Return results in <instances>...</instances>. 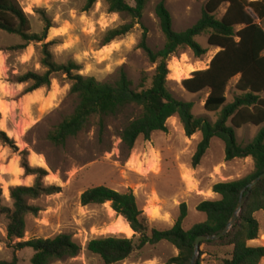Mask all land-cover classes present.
Here are the masks:
<instances>
[{"label":"rangeland","instance_id":"1","mask_svg":"<svg viewBox=\"0 0 264 264\" xmlns=\"http://www.w3.org/2000/svg\"><path fill=\"white\" fill-rule=\"evenodd\" d=\"M18 1L29 16L32 33L43 32L44 15L52 21L53 28L46 43L53 42L51 52L56 63L76 62L82 67V75L109 84H115L124 71L134 89L141 90L143 84L150 87L156 71V65L141 48L144 32H147V44L153 51L162 50L166 42L155 14L157 4L165 1L173 17L174 30L183 32L200 20L209 0H151L131 33L107 46H104L106 34L131 23L132 19L125 14L111 13L103 0L88 12L84 11L86 0ZM126 1L135 5L134 0ZM227 8L225 4L218 10V19H222ZM247 11L257 20L251 8ZM208 38V33L197 38V42L208 50L202 58L186 49L169 60L168 89L177 100L193 103L196 118L216 123L218 113L204 109L209 91L194 95L182 86V81L194 72L208 69L219 52L208 44ZM23 44L20 37L0 31V129L15 142L14 146L0 142V188L3 205L13 208L11 188L35 184L37 176L27 175L22 167L24 159L32 169L40 168L48 173L44 178L45 186L59 188L56 194L29 200L38 213L27 216L24 241L68 234L83 250L76 258L51 264H104L99 256L87 250L90 241L135 235L120 229L127 222L114 212L111 203L83 206L81 196L89 189L105 186L121 193L132 191L151 228L157 230L171 229L180 216V206L186 203L188 216L183 229L189 231L207 219L197 206L203 201L219 199L212 190L215 184L243 179L255 172L252 158L227 162L225 144L216 138L201 164L193 168V157L202 134L187 137L178 117L169 119L166 133L156 132L150 140L140 138L131 152L126 150L120 134L142 114V109L136 106L125 109L116 117L106 118L103 128L100 119L94 118L88 129L69 139L65 146L54 145L48 135L72 115L78 99L70 94L72 84L61 74L53 78L49 88L26 94L30 85L14 80L28 72L43 74L45 70L41 65L43 43H31L24 50L13 49ZM175 67L181 71L180 81L175 80L178 78ZM239 79V76L234 78L228 85L227 104L234 102L239 95L236 89ZM263 129L264 125L243 127L236 133L238 143L250 144ZM18 168L23 170L20 181L12 173ZM150 208L158 209L160 218H152L148 212ZM255 216L263 234L264 212ZM7 226L6 217L0 216V262L31 264L34 251H15L14 244L7 237ZM256 243L264 246V239L260 237ZM201 250L204 252L200 257L201 264H224L220 247L203 246ZM177 254L174 246L163 242L146 246L120 264H168ZM260 264H264V259Z\"/></svg>","mask_w":264,"mask_h":264},{"label":"trees","instance_id":"2","mask_svg":"<svg viewBox=\"0 0 264 264\" xmlns=\"http://www.w3.org/2000/svg\"><path fill=\"white\" fill-rule=\"evenodd\" d=\"M99 1L86 0L84 11H90ZM103 1L111 13L125 14L132 19L131 23L106 34L104 46H107L131 33L136 22L143 18L151 0H134V6L126 0ZM225 4L228 5L226 13L222 19H218L216 14ZM247 8L253 10L257 20L249 14ZM155 14L166 42L162 50L153 51L147 44V32H144L141 48L156 65V71L150 87L143 84L141 90H136L124 71L115 84H109L82 75V67L76 62L56 63L51 52L53 42L46 43L49 31L53 28L52 21L44 15L43 32L32 33L29 16L19 1L0 0V31L18 36L24 42L13 49L24 50L31 43H43L41 65L44 73L28 72L14 81L29 84L25 93L30 94L44 87L49 88L53 78L61 74L72 84L70 94L78 99L72 115L66 117L48 135V140L54 145L65 146L69 139L88 129L94 118L100 119L99 124L103 128L106 118L116 117L125 109L136 106L142 109V114L131 121L120 134L123 147L130 152L140 138L150 140L156 132L166 133L169 119L178 117L187 137L202 134V140L193 157V168L201 164L215 138L225 144L227 162L247 158L254 161L255 172L252 175L236 181L219 182L213 186V193L218 195L219 199L203 201L197 206V210L204 213L207 219L189 231L183 229L188 216L186 203L180 206V216L171 229L157 230L151 228L149 219L139 208L132 191L121 193L105 186L85 191L81 196L83 206L111 203L114 212L122 217L135 233L132 238L109 236L90 241L87 250L99 256L104 264L123 263L146 246L163 242L171 244L178 251L177 256L171 258L168 264H191L197 238L222 233L237 210L244 190L264 174V129L253 142L245 146L238 143L236 135L237 131L245 126L264 125V0H209L200 20L183 32L174 30L173 17L165 1L157 4ZM207 33L208 44L219 49V52L212 59L208 69L194 72L190 78L182 81V86L194 95L209 91L204 109L209 113H218L216 123L205 118H196L193 115V103L177 100L168 89L169 60L186 49L191 50L197 58L205 56L208 50L197 42V38ZM238 76L240 79L236 89L239 95L234 102L227 104L228 85ZM0 142L9 146L15 145L1 129ZM22 154L26 155V152ZM22 167L27 175L34 174L37 178L33 186L11 188L13 208L3 205V191L0 188V216L8 220L9 242L14 244L15 251L33 250L31 264H51L78 257L83 250L82 246L68 234L24 241L26 218L29 214L38 213V209L31 206L29 200L56 194L59 188L45 186L44 178L48 173L40 168L32 169L27 159L23 160ZM247 195V202L231 231L219 241H207L201 245V248L220 247L224 264H260L264 259V246L249 245V242L260 238V223L255 215L264 212V180L251 192L246 191L244 196ZM203 254L201 250L200 257ZM200 257L197 264H201Z\"/></svg>","mask_w":264,"mask_h":264},{"label":"water","instance_id":"3","mask_svg":"<svg viewBox=\"0 0 264 264\" xmlns=\"http://www.w3.org/2000/svg\"><path fill=\"white\" fill-rule=\"evenodd\" d=\"M264 180V174H262L261 176H259L257 179H255L252 183H250L248 185V187L244 190L243 195L240 199L239 205L237 210L235 211L231 221L229 222V224L227 225V227L225 228V230L218 234V235H205V236H200L199 238H197L196 240V244H195V254L194 257L192 259L191 264H197L199 257H200V252H201V245L203 242H207V241H219L220 239L224 238L230 231L231 229L235 226V224L237 223L239 216L241 214V212L243 211V208L247 202V198L249 195L244 196V193L246 191H252L261 181Z\"/></svg>","mask_w":264,"mask_h":264},{"label":"bare ground","instance_id":"4","mask_svg":"<svg viewBox=\"0 0 264 264\" xmlns=\"http://www.w3.org/2000/svg\"><path fill=\"white\" fill-rule=\"evenodd\" d=\"M171 70V69H170ZM172 70H173V68H172ZM189 70V69H188ZM194 70V69H193ZM174 71H175V73H176V75H177V79H175V80H177V81H180L179 79H181L182 78V75H181V71H180V69L178 68V67H175L174 68ZM173 72V71H172ZM191 73V72H190ZM184 76V75H183ZM6 109L5 108H3L2 109V112L5 114L6 112ZM35 160H36V158H35ZM13 172V175H14V177L16 178V180L17 181H20V179H21V176H22V169H20V168H18V169H14V170H12ZM151 209V208H150ZM149 212V214H150V216L152 217V218H154V219H158V218H160V212H159V210L158 209H156V208H154V209H151L150 211H148ZM120 229H122V231H124V232H128V233H134V231L131 229V227L129 226V224L128 223H124V225H121L120 226Z\"/></svg>","mask_w":264,"mask_h":264},{"label":"crops","instance_id":"5","mask_svg":"<svg viewBox=\"0 0 264 264\" xmlns=\"http://www.w3.org/2000/svg\"><path fill=\"white\" fill-rule=\"evenodd\" d=\"M215 195H216V194H215ZM217 197H219V196L217 195ZM217 200H218V199H217ZM260 237H262V238L264 239V233H263V234L260 233ZM256 241H258V240H255V241H251V242H249V245H250V246H261L260 244L256 243Z\"/></svg>","mask_w":264,"mask_h":264}]
</instances>
